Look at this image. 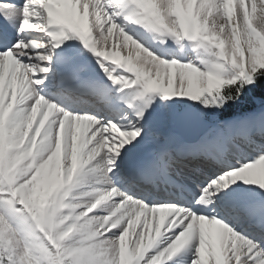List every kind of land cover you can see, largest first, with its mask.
Segmentation results:
<instances>
[{
	"label": "snow or ice",
	"instance_id": "obj_1",
	"mask_svg": "<svg viewBox=\"0 0 264 264\" xmlns=\"http://www.w3.org/2000/svg\"><path fill=\"white\" fill-rule=\"evenodd\" d=\"M0 264H264V0H0Z\"/></svg>",
	"mask_w": 264,
	"mask_h": 264
}]
</instances>
